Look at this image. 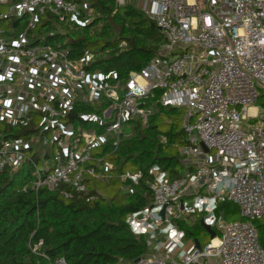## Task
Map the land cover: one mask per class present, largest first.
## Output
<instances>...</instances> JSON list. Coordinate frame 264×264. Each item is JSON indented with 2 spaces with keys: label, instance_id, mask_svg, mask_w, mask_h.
<instances>
[{
  "label": "built area",
  "instance_id": "built-area-1",
  "mask_svg": "<svg viewBox=\"0 0 264 264\" xmlns=\"http://www.w3.org/2000/svg\"><path fill=\"white\" fill-rule=\"evenodd\" d=\"M7 4L0 13V123L21 133L0 132V172L30 161L34 188L67 184V198L94 199L85 195L86 179L108 182L115 167L95 151L109 141L117 147L128 122L147 123L158 106L183 110L179 152L189 169L175 179L159 166L149 170L151 204L126 222L148 238L150 251L128 264H264L255 224L264 218V0H140L165 42L126 79L94 68L98 54L89 48L72 56L66 44L36 32L48 14L61 34L88 25L90 2L0 0ZM7 19L13 22L2 26ZM16 19L25 24L21 32ZM144 174L126 169L116 177L126 188ZM225 202L235 203L241 218L228 219L219 210ZM188 215L203 219L215 237L198 248L174 221Z\"/></svg>",
  "mask_w": 264,
  "mask_h": 264
},
{
  "label": "trees",
  "instance_id": "trees-1",
  "mask_svg": "<svg viewBox=\"0 0 264 264\" xmlns=\"http://www.w3.org/2000/svg\"><path fill=\"white\" fill-rule=\"evenodd\" d=\"M90 2L95 9L94 19L83 27L68 28L65 34L56 29V19L48 14L36 32L47 42L60 41L65 35L72 56H79L86 48L100 46V58L94 68L116 72L127 78L130 71H142L157 54L165 37L156 23L134 2L119 6L117 0H77ZM16 19L17 32L25 24ZM126 42L121 48L120 44ZM161 91H157L159 96ZM158 97L155 98V100ZM154 103V99L149 100ZM94 111V107L81 108ZM5 135L21 129L0 123ZM168 125L162 131V125ZM87 126V124H86ZM88 127V126H87ZM18 128V129H17ZM119 145L111 141L95 151L114 163L113 177L108 182L87 178L88 193L67 198L70 185L55 190L42 186L34 188L36 176L30 161L13 170L6 167L0 172V264H48L65 257L66 264H119L130 263L150 251L148 238L133 233L126 222L127 215L151 204L154 166L166 170L171 179L182 176L188 165L179 152L185 142L180 109L158 106L147 123L131 119ZM164 137L166 140H164ZM37 160V157L33 155ZM131 167L142 169L144 176L138 184L128 182L123 187L116 175ZM115 188H112V184ZM228 219L241 218L238 206L225 202L220 208ZM192 215L174 220L186 232V238H198V221H189ZM260 242L264 247V218L255 221ZM199 239V238H198ZM36 250L35 245H39Z\"/></svg>",
  "mask_w": 264,
  "mask_h": 264
},
{
  "label": "rangeland",
  "instance_id": "rangeland-1",
  "mask_svg": "<svg viewBox=\"0 0 264 264\" xmlns=\"http://www.w3.org/2000/svg\"><path fill=\"white\" fill-rule=\"evenodd\" d=\"M127 1H129V0H127ZM130 2H134L136 5H138L140 7V0H130ZM9 8H10L9 4L1 6L0 7V13L8 12ZM12 22H13V19H7L1 25L5 27V26H8V24L12 23ZM68 41H69V38H68V36L65 35L64 38L60 39L59 43L66 44ZM89 50L94 52V53H98V51L100 50V46L90 47ZM99 58H100V55H98L97 60ZM259 103L261 104V101ZM180 111L183 114V110H180ZM1 127H3L2 124H0V128ZM161 129H162V131H167L169 129V126L163 124L161 126ZM127 168L130 169L131 167L129 166ZM112 188L113 189L115 188V184L114 183L112 184ZM188 219H189V221H198L199 220V218H197L196 215H192ZM231 219H233V218H231ZM197 226L198 227H194L193 228L194 230L197 229V230H195V231H197L196 235L198 236V238H199V240L201 241L202 244L207 243L210 240V238H211L210 234L205 230V228L202 225H200V223ZM123 264H128V263H123Z\"/></svg>",
  "mask_w": 264,
  "mask_h": 264
},
{
  "label": "water",
  "instance_id": "water-1",
  "mask_svg": "<svg viewBox=\"0 0 264 264\" xmlns=\"http://www.w3.org/2000/svg\"><path fill=\"white\" fill-rule=\"evenodd\" d=\"M203 147L205 148V150H208V148L205 146L204 143H202ZM161 215L164 217L165 216V208L161 211ZM201 225L205 228V230L210 234L211 237H215L216 232L211 228L210 225H207L204 223L203 219L201 220ZM195 243L197 245V247H200V240L197 238L195 239ZM140 259V256L135 258L134 261H138Z\"/></svg>",
  "mask_w": 264,
  "mask_h": 264
}]
</instances>
